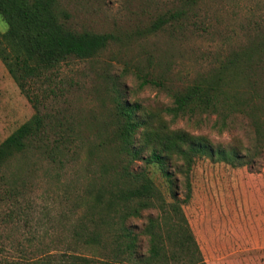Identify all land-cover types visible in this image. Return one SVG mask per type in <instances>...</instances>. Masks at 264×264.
Returning <instances> with one entry per match:
<instances>
[{
    "label": "rangeland",
    "instance_id": "1",
    "mask_svg": "<svg viewBox=\"0 0 264 264\" xmlns=\"http://www.w3.org/2000/svg\"><path fill=\"white\" fill-rule=\"evenodd\" d=\"M68 14L67 25L75 31L111 34L113 40L95 57L61 64L55 78L60 95L38 105L81 136L68 145L69 153L58 159L27 151L14 159L9 172L24 182L30 202L27 226L0 229L34 259L43 251L52 254H79L99 257L91 248L73 241V224L85 214L91 196L82 198L83 186L98 177L100 158L112 160L111 146L88 157V141L111 131L114 98L140 106L141 114L160 117L168 130L202 137L212 147L235 150L243 158L232 165L199 157L189 172L190 196L180 203L205 264H264V148L253 154V119L262 124L264 112H250L244 103L249 89L264 87V0H57ZM183 12L172 28L151 32L161 16ZM176 20V21H175ZM177 25L180 28H177ZM5 29L0 20V32ZM253 47L248 66L235 71L231 91H235L225 127L214 128L215 115L201 114L171 121L162 110L170 106L167 94L151 85L138 86L136 75H161L165 86L181 88L216 67L232 52ZM233 101V102H234ZM241 103V104H240ZM34 109L0 62V142L27 121ZM253 116V117H252ZM142 154L149 146L137 143ZM79 148V149H78ZM75 152L74 154H72ZM250 155V156H248ZM245 157V158H244ZM247 160V163L244 161ZM179 162L172 158L170 171L176 179L178 199L185 195V183L175 172ZM141 167L137 161L133 168ZM151 176L161 193L167 192L156 168ZM97 179V184L99 183ZM154 210L141 211L127 221L138 234V251L145 254L146 238L140 234L146 218ZM19 254L9 251L8 257Z\"/></svg>",
    "mask_w": 264,
    "mask_h": 264
},
{
    "label": "trees",
    "instance_id": "2",
    "mask_svg": "<svg viewBox=\"0 0 264 264\" xmlns=\"http://www.w3.org/2000/svg\"><path fill=\"white\" fill-rule=\"evenodd\" d=\"M183 14L177 12L157 18L150 27L151 32L164 25L172 28V21ZM0 20L5 25L0 32V62L34 109L27 121L0 142L2 229L8 225L27 226L31 219L24 182L16 173L9 172L10 163L27 151L58 159L69 153L71 142L79 141L82 146L81 136L72 132L66 123L38 110V105L47 98L60 95L55 78L57 69L69 61L92 59L113 36L69 28L68 14L57 0H0ZM252 50L250 46L232 52L216 67L181 88L165 86L161 75L154 79L136 75V79L139 87L148 84L167 94L170 106L162 112L171 121L212 114L217 121L213 126L220 130L228 117L224 111L229 114L235 104L236 92L231 91L234 86L230 88L229 83L236 70L242 72L248 66ZM249 90L250 98L244 105L251 113L264 112V87L259 92ZM113 101L114 126L104 136L97 135L88 141L87 155L90 157L93 152H103L111 146L114 157L112 160L100 158L98 177L83 186L80 196H91V202L71 229L73 241L91 248L99 257L43 251L34 259L26 260L21 255L24 250L20 245L14 247L12 240L0 232V264H205L180 206L190 196V169L199 157L231 165L233 160L243 157L235 150L212 147L202 137L153 125V122L160 123L161 118L148 113L139 115L140 106L120 99L118 94ZM252 126L253 154H257L264 148V130L256 118ZM139 141L150 147L148 155L142 154ZM172 158L179 162L175 172L184 178L183 199H178L175 192L176 179L169 169ZM137 161L141 162V167L135 169ZM151 168H156L162 177L166 197L154 183ZM143 210L156 212L146 218L140 230L146 238L145 254L139 253L138 234L127 223L129 219L140 217ZM9 251L19 256L8 257Z\"/></svg>",
    "mask_w": 264,
    "mask_h": 264
},
{
    "label": "crops",
    "instance_id": "3",
    "mask_svg": "<svg viewBox=\"0 0 264 264\" xmlns=\"http://www.w3.org/2000/svg\"><path fill=\"white\" fill-rule=\"evenodd\" d=\"M264 234V228L262 229V235ZM260 244V248H262V250H264V239L261 240V242H259Z\"/></svg>",
    "mask_w": 264,
    "mask_h": 264
}]
</instances>
